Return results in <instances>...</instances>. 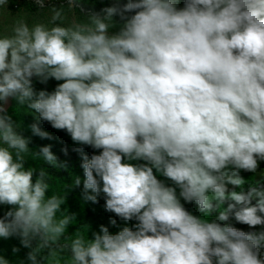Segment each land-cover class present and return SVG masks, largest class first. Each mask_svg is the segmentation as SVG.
Here are the masks:
<instances>
[{
  "label": "clouds",
  "instance_id": "9594fccd",
  "mask_svg": "<svg viewBox=\"0 0 264 264\" xmlns=\"http://www.w3.org/2000/svg\"><path fill=\"white\" fill-rule=\"evenodd\" d=\"M179 2L128 0L95 11L86 10L89 0H66L81 19L66 24L64 5H53L52 27L18 21L0 36V205L11 206L0 238H19L30 264H264V232L222 223L234 216L264 225V184L240 175L264 161V0ZM33 77L63 82L37 92ZM10 100L17 115L26 110L99 150L82 154V198L97 203L103 194L105 210L135 220L131 228L111 234L101 225L93 238L88 225L69 232L79 222L63 206L82 180L73 175L52 191L50 173L29 160L66 165L51 145L29 147ZM0 264L10 261L0 256Z\"/></svg>",
  "mask_w": 264,
  "mask_h": 264
},
{
  "label": "rangeland",
  "instance_id": "374dc122",
  "mask_svg": "<svg viewBox=\"0 0 264 264\" xmlns=\"http://www.w3.org/2000/svg\"><path fill=\"white\" fill-rule=\"evenodd\" d=\"M128 0H89L88 5L86 6V10H95L100 11L104 7H109L113 5H119L123 6L126 4ZM64 5L65 8V14L66 19L65 23H71L73 20H79L82 17L79 15L78 10L75 12L68 11L66 0H45V7L40 8L36 3H34V0H9V4L5 6H0V36L3 35H11L12 28L18 21H24L29 24V26H32L36 23H43L46 24L48 27H52L53 25L50 23L51 20V7L55 5L56 7H60L61 5ZM184 0H180L179 7H183ZM116 20L119 21V17H116ZM118 29H113V31H117ZM63 81H56L55 79H50L47 83H41L39 78L33 77V87L34 89L39 92L41 90H47L49 92L54 91L56 86L59 83H62ZM8 107V113L13 116V119L17 123H21V129L20 131L23 133L24 136L29 137L27 134L30 133L31 129L30 126L32 124H38V126L41 128H49L52 127L48 122L38 120L33 114L26 113V110H21L18 115L15 112V101L10 100ZM51 129H54L53 127ZM59 142L65 144V147L68 145H74L73 148V155H80L82 154L86 149L87 146H81L76 143H74L70 137V139L63 135L60 139H58ZM72 147L64 148L66 151V156L64 158V162H66L67 159L70 161V156H68V153L70 152L69 149ZM83 149V152L78 151L77 149ZM40 159L31 160L29 164H31L33 167H36L37 169L43 167V164H40L38 161ZM125 162H128L125 160ZM133 163V161H131ZM59 171V168H55L53 171V175H50V181L53 183L55 182L56 185L52 186V191H61L62 192V186L58 185L61 182L60 179L56 178V173ZM240 175L249 182H253L254 180H259L262 184H264V161L259 162V168L256 173L247 172L244 170H241ZM166 185L168 186H174L172 185V182L169 180H166ZM232 186H229L231 189ZM250 187V183H246L243 186L244 191H248ZM237 191H240V188L236 189ZM177 193H179V189H177ZM51 192H49V195ZM82 197V196H81ZM103 194H101L100 197H98L97 203L92 202H84L83 198L81 199L82 204L80 207L79 205L76 206L69 201H67L66 205L63 207H66L70 213H75L77 215L78 224L77 225H70L69 226V232H74L77 227L80 225H88L89 226V232L88 236L89 238H93V233L100 231V225L97 223L98 218L96 216L99 215H85V206L89 205L91 206L92 210L99 209H105V199L103 198ZM181 203L184 204L185 208L187 210H193V215L196 216H204V213H201L199 211L198 205L195 202L187 203L183 201L181 198ZM72 204V205H71ZM226 205V202L224 204V207ZM11 206L7 205H0V218H3L4 215L8 210H10ZM217 215V213H213L212 217L214 218ZM124 223V220H123ZM133 223H136L135 220H133ZM225 223V222H222ZM92 225H96L92 226ZM248 227H245L242 231L245 232H255L251 228L250 230H247ZM261 232V230H259ZM19 248L20 251L18 253L13 252V248ZM29 249L24 248L21 243L20 239L17 237H11L8 239L0 238V256H4L6 259L10 261V264H21L23 261L24 264H30L26 260V255L28 253ZM261 257L264 258V247L261 248Z\"/></svg>",
  "mask_w": 264,
  "mask_h": 264
},
{
  "label": "trees",
  "instance_id": "16d2710c",
  "mask_svg": "<svg viewBox=\"0 0 264 264\" xmlns=\"http://www.w3.org/2000/svg\"><path fill=\"white\" fill-rule=\"evenodd\" d=\"M52 127L49 128H42V131H45L47 133H49V135L52 137L51 139H41L39 136H34L32 134V132L30 131V133L28 132V136L31 138V143L29 144V147L35 151H38L40 147L42 146H47V145H51L52 146V152L56 155V157L58 158V162L61 164H65L66 168H59V171H57L56 173V178L60 179L62 183L58 184L60 186H62V189H64V187L66 186V184L71 185L72 184V179H73V175L75 176H79L82 180L81 186L77 187V188H72L68 190L67 193V201H69L70 203L76 206L79 205V207L82 205L81 203V199H82V190H83V179H84V171L81 167L82 164V154L83 155H88L89 158H91V155L95 154H99V150H95L90 146H87V149L80 155L76 154L73 155V148L74 145H68L65 147V144L61 143L58 141V139H60L63 135L67 136L70 139V135L65 131V130H57V129H51ZM31 129V128H30ZM68 147H72L69 149V153L68 156H70V161L69 159L66 160V162H64V158L66 156V151L64 148H68ZM30 162V160H29ZM40 164H43V168H45L46 171H48L50 173V175H53V171L55 170V168L51 167V166H47L42 159H40L38 161ZM139 163H145L143 161H133V164H139ZM155 172V170H154ZM157 178L162 180L165 184H166V178L161 176L159 173H156ZM50 184L56 185L55 182L53 183L52 181H50ZM104 198V197H103ZM229 203H233L232 201H226V205L225 208L228 206ZM71 204V205H72ZM252 204L255 205L256 204V200L254 199L252 201ZM85 210V215H99L96 216V218H98L97 223L101 226H106L109 228V232L111 234H116L119 231H121L124 227H129L131 228L135 223H133V221H124L120 219L119 217H117L114 213H110L107 212L105 209H99L97 210V212L95 210H92L90 204L85 206L84 208ZM189 212H191L193 214V210H188ZM259 215H261L262 217H264V213H258ZM115 219L116 220V225H112L111 224V220ZM225 223H229L231 224V226L238 228L239 230H243L245 227H248L247 230H250L251 228H253L252 230H254L255 232L259 233L261 230V232H264V225H257L255 227H250L249 225L246 224H242L239 223L235 220L234 216L230 217V220L228 222ZM95 226L96 225H92Z\"/></svg>",
  "mask_w": 264,
  "mask_h": 264
}]
</instances>
